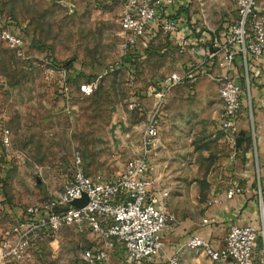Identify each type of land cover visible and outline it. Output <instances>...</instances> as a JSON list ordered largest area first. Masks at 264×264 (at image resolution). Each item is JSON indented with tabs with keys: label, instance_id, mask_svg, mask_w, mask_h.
Wrapping results in <instances>:
<instances>
[{
	"label": "rangeland",
	"instance_id": "obj_1",
	"mask_svg": "<svg viewBox=\"0 0 264 264\" xmlns=\"http://www.w3.org/2000/svg\"><path fill=\"white\" fill-rule=\"evenodd\" d=\"M184 2L173 9L184 11L197 38L200 31L216 36L237 19V0ZM123 10V0H0V27L23 29L29 57L19 58L0 37V105L12 139L9 147L0 143V231L26 206L63 191L77 154L89 175H119L132 155L144 149L143 131L156 111L163 142L157 162L167 165L163 181L171 190L174 222L187 214L203 217L218 189L229 186L243 140L221 128L220 93L221 110L208 114V107L198 109L195 103L192 111L203 115L200 122L188 125L182 113L189 110L184 100L196 101L199 80L216 82L206 69L208 59L198 61L196 54L202 47L209 58L211 46L197 39L187 47H170V33L162 30L142 53L137 45L128 47L121 34ZM28 61L35 62L34 69H28ZM175 73L181 81L168 84ZM85 82L96 84L92 94L80 91ZM64 84L69 101L60 89ZM170 113L177 122L163 129ZM256 197L260 204L259 190ZM56 237L54 244L43 242L33 251L30 264H79L87 246L84 236L64 227ZM177 251L181 264H210L204 253L184 242Z\"/></svg>",
	"mask_w": 264,
	"mask_h": 264
},
{
	"label": "built area",
	"instance_id": "obj_2",
	"mask_svg": "<svg viewBox=\"0 0 264 264\" xmlns=\"http://www.w3.org/2000/svg\"><path fill=\"white\" fill-rule=\"evenodd\" d=\"M124 10L120 17L121 34L128 47H135L145 36L147 29L155 25L167 33L176 30L180 21L169 15L168 9L177 7L184 0H123ZM237 19L229 25L224 39L217 36L211 40L212 51L208 61L215 69L209 76L220 81L219 90L223 102L221 128L232 137L237 131V120L242 108V87L230 75L236 58L244 62L245 82L249 88L248 57L264 55V8L258 0H237ZM158 31V30H157ZM0 37L15 54L25 60L27 42L10 26L0 27ZM217 57V58H216ZM35 62L28 61V69ZM44 67V65H42ZM58 70L48 68L47 72ZM66 72V69L62 70ZM170 85L181 81L177 73L168 78ZM96 84L80 85L84 94H92ZM67 101L71 99L67 85L60 86ZM6 113L0 105V143L9 147L11 130L5 124ZM144 149L134 153L122 172L113 179L86 172L80 155L74 157L75 170L65 183L63 191L40 204L26 206L16 216L15 222L0 231V264H29L32 251L41 239L52 236L64 227H74L80 232L88 231L95 236V243L84 248L81 259L86 264H113L112 252L121 248L124 256L121 264H155L164 247L163 233L174 217L168 211L171 190L167 187L151 191L154 184V165L150 152H158L162 146L158 112H154L143 131ZM261 228L253 224L230 225L223 247H215L207 238L191 235L185 245L204 253L210 264H264V200L263 187L259 184ZM240 186L230 187L226 195L234 197L241 192ZM86 194L88 203L83 207L72 204ZM213 198L209 205L220 203ZM208 223L209 219H203ZM262 240L259 255L258 240ZM167 264H181L178 251L167 259Z\"/></svg>",
	"mask_w": 264,
	"mask_h": 264
},
{
	"label": "crops",
	"instance_id": "obj_3",
	"mask_svg": "<svg viewBox=\"0 0 264 264\" xmlns=\"http://www.w3.org/2000/svg\"><path fill=\"white\" fill-rule=\"evenodd\" d=\"M258 2L260 8H264V0H258ZM175 14L180 16L178 19L182 20V23H180L176 30L169 34L168 40L170 47H175L180 43H184V45L186 43L188 45L190 42L197 39L202 45L211 44L212 38L210 34L208 35L205 31H200L198 38L195 37L193 34L195 31L193 32L187 23L184 11L180 10L178 13L173 8H170L164 16H174ZM161 31L162 29H157L155 25L150 26L145 36L136 47L141 50L142 53H145V48L148 46L149 39L157 36ZM189 35H191V37H188ZM185 47L187 46L185 45ZM196 54L199 56V58H197L198 61H201L203 58L208 59L207 51H204L202 47L200 50H196ZM206 65L209 66L206 69H215L211 66L209 61L206 62ZM249 67L251 68V82L249 88L245 82V67L241 58L237 57L230 69V75L233 76L236 82L242 87V108L237 120V131L234 135L242 137L243 143L229 171L231 179L229 181V186L218 189L213 198L218 197L221 199V202L208 205L203 217L195 219L191 214H187L184 215L182 219L178 217L179 220L176 221V223L174 221L171 222L170 227L163 233V251L156 258L155 264H167L168 257L177 251L180 244L183 242L186 243V240L191 235L197 234L203 236L210 240L213 246L219 248L225 245V237L230 225L234 223L239 225L250 223L258 228L262 226L261 209L256 195L258 194L259 184L264 189V55L254 58V60L249 62ZM170 83L171 82L168 81V84ZM198 83L199 91L196 93V101L191 102L189 100H184L183 102L185 109H189L182 112L184 121L189 122L188 125H193L194 122H200V119L203 117L200 113L195 114V112L192 111V109L195 108V103H197L198 109L201 107H208V114L212 113L213 109L216 107L219 108V110L222 109V102L219 97V90L221 87L220 81H216L210 85L204 82V80H199ZM206 85L209 86V89L204 88ZM187 97H190L189 93ZM213 102H215L214 106H212ZM167 115L166 113V117ZM172 115L173 113H170L169 119L165 117L166 120L168 119V122L166 127L163 126V129H168L170 121L177 122V120H175L176 118ZM137 152L140 151L138 150ZM162 152L163 148L155 152L157 156H150L151 163L155 167L153 173L155 181L151 189L152 192L162 187L170 189V187L166 186L165 181H163L168 171L166 162H157V157L163 156ZM232 186H240L242 191L237 193L234 197L229 198L226 192ZM169 205L170 198L168 201V211H170ZM205 218L209 219L208 223L203 222ZM77 231L80 232L79 230ZM80 233L84 236L86 245L95 243V236L93 234L88 231ZM53 239V237L41 239L39 245L43 242H49V244L57 242V237L55 240ZM257 244L256 253L259 255L262 240L259 239ZM33 251L29 264L35 257ZM123 256L124 253L122 249L119 247L116 248L112 252V263L121 264ZM79 264L86 263L81 259Z\"/></svg>",
	"mask_w": 264,
	"mask_h": 264
},
{
	"label": "trees",
	"instance_id": "obj_4",
	"mask_svg": "<svg viewBox=\"0 0 264 264\" xmlns=\"http://www.w3.org/2000/svg\"><path fill=\"white\" fill-rule=\"evenodd\" d=\"M184 3L185 2H181V3H179V5L175 8V9H179V8H182L181 6L182 5H184ZM12 29H14L16 32H18V34L19 35H21L24 39H25V34H24V32H23V29L22 28H20V27H14V26H12V25H9ZM228 31H229V25H226V26H224V28L220 31V32H218V34L216 35L218 38H222V39H224V38H226V36H227V34H228ZM215 36H212L211 38L213 39ZM26 40V39H25ZM28 44V43H27ZM254 58L255 57H253V56H250V57H248V62H251L252 60H254ZM250 72H251V68L249 67L248 68V73H249V75H250Z\"/></svg>",
	"mask_w": 264,
	"mask_h": 264
},
{
	"label": "water",
	"instance_id": "obj_5",
	"mask_svg": "<svg viewBox=\"0 0 264 264\" xmlns=\"http://www.w3.org/2000/svg\"><path fill=\"white\" fill-rule=\"evenodd\" d=\"M242 140V137H240ZM239 138V139H240ZM88 203V197L86 194H83V197L79 198V199H75L72 204L76 207H83Z\"/></svg>",
	"mask_w": 264,
	"mask_h": 264
}]
</instances>
